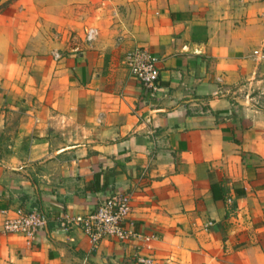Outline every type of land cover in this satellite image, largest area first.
I'll return each instance as SVG.
<instances>
[{"label": "crops", "instance_id": "1", "mask_svg": "<svg viewBox=\"0 0 264 264\" xmlns=\"http://www.w3.org/2000/svg\"><path fill=\"white\" fill-rule=\"evenodd\" d=\"M43 21L79 34L42 48L15 30ZM140 46L159 59L155 95L128 64ZM263 51L264 0L14 1L0 14V264H264ZM122 191L137 236L93 249L74 218ZM18 207L49 213L34 240L4 230Z\"/></svg>", "mask_w": 264, "mask_h": 264}, {"label": "built area", "instance_id": "2", "mask_svg": "<svg viewBox=\"0 0 264 264\" xmlns=\"http://www.w3.org/2000/svg\"><path fill=\"white\" fill-rule=\"evenodd\" d=\"M97 35V28H90L87 40L92 41ZM262 57H264V51ZM127 60L137 80L152 95H155L160 86L158 57L148 47L140 46L128 52ZM131 204L130 193L116 192L101 202L93 211L79 215L74 220L90 237L93 249L98 248L106 239L127 241L137 236L135 224L130 218ZM49 218L47 211L18 207L14 210V215L6 219L4 230L6 233L17 234L31 241L46 226ZM141 262L148 264L149 260L142 258Z\"/></svg>", "mask_w": 264, "mask_h": 264}, {"label": "rangeland", "instance_id": "3", "mask_svg": "<svg viewBox=\"0 0 264 264\" xmlns=\"http://www.w3.org/2000/svg\"><path fill=\"white\" fill-rule=\"evenodd\" d=\"M14 1L16 0H4L1 4H0V14L1 12H6L7 9L9 8V6L11 4H14ZM37 2H40V0H36ZM13 15H18L21 14L20 12H12ZM29 14V16L31 18L35 17L36 19H42V20H46V18H54V16H50V15H44L42 14V12H39L36 10H29L27 11V15ZM87 14L88 11H79V12H75L74 16H76L78 18V20L80 21V28L83 29V31H86V36L87 33L89 31L90 28H96V27H89V24L85 22V19L87 18ZM54 15V14H53ZM11 16V15H10ZM82 18V19H81ZM23 22V21H21ZM43 23H45L46 25H39V26H30L27 28H23L22 26H18L15 28L16 31H18V33H22L23 31H27L26 33L28 34V36L32 37V38H39V39H43L44 41L42 43L38 42V45H40V47H45L47 46L49 43H52V41H54L56 38H60V41L63 42H68L65 41L67 38L69 37H74L75 35H78V31L74 28H58L57 26L51 25V22L49 21H43ZM20 30V32H19Z\"/></svg>", "mask_w": 264, "mask_h": 264}, {"label": "trees", "instance_id": "4", "mask_svg": "<svg viewBox=\"0 0 264 264\" xmlns=\"http://www.w3.org/2000/svg\"><path fill=\"white\" fill-rule=\"evenodd\" d=\"M140 264H147V263H144V262H140Z\"/></svg>", "mask_w": 264, "mask_h": 264}]
</instances>
